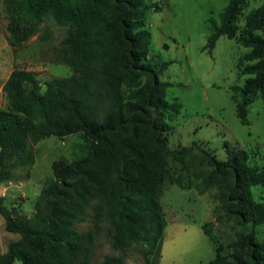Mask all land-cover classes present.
Returning <instances> with one entry per match:
<instances>
[{"label": "trees", "instance_id": "obj_1", "mask_svg": "<svg viewBox=\"0 0 264 264\" xmlns=\"http://www.w3.org/2000/svg\"><path fill=\"white\" fill-rule=\"evenodd\" d=\"M9 17L8 41L16 49L39 29L45 17L67 28L54 49V61L73 70L70 77H53L43 90L35 72L18 66L3 87L6 108H0V184L30 177L35 147L45 138L64 139L81 133L85 154L53 163V178L44 186L31 216L4 205L5 229L18 234L0 256V264H92L95 243L107 231L118 256L102 264H124L136 249L147 264L160 262L168 225L161 197L175 164L181 188L199 194L216 189V222L240 227L236 240L207 264H264V242L256 228L264 225V202L252 188H264V166L252 164L250 151L224 143L226 160L194 142L170 149L169 120L182 104L168 100L173 86L162 81L163 70L148 60L152 35L146 28L147 11L163 8L147 0H5ZM246 0H230L211 19L206 49L212 53L220 37L238 39L249 49L243 56V85L232 87L237 117L249 125L252 103L264 101V0L239 26ZM197 152V153H196ZM187 181V184L184 183ZM93 211L92 228L79 232L76 224ZM105 225V226H104ZM214 223L203 225L212 237Z\"/></svg>", "mask_w": 264, "mask_h": 264}, {"label": "rangeland", "instance_id": "obj_2", "mask_svg": "<svg viewBox=\"0 0 264 264\" xmlns=\"http://www.w3.org/2000/svg\"><path fill=\"white\" fill-rule=\"evenodd\" d=\"M230 0H147L157 3L163 10H149L145 16L146 28L152 35L148 60L157 69L164 62L171 63L161 73V80L173 86L168 90V100H177L182 104L181 113L173 116L169 123L173 127L167 135L170 149L191 146L194 142L209 151H214L221 161L226 160L224 143L234 144L233 134H248L251 127L243 125L237 117L232 99V87L243 85L249 76H241L240 67L248 48L238 43V39L222 36L216 42L212 53L206 49L212 34L211 19L221 24L220 14ZM263 0H246V7L240 16L241 30L247 16L259 8ZM0 22L6 32L9 17L5 0H0ZM67 28L58 25L48 15L44 18L38 31L29 38L23 47L16 48L19 68L33 71L38 76L43 90L46 81L53 77H70L73 70L64 64L54 61V49L65 38ZM6 104L3 108H6ZM261 99H257L250 109V118L257 122L256 112L261 110ZM258 130H264V115L258 119ZM85 141L81 133L61 139L56 136L43 139L35 147L36 161L29 178L8 181L0 184V195L4 194V205L14 207L21 215L31 216L35 202L41 198V192L48 181L53 178L52 165L58 160H73L85 154ZM246 150L264 156V140L261 146L251 142ZM197 153V152H196ZM252 159V164H253ZM175 164L171 168V179L166 184L161 204L166 214L168 225L165 230L166 251L170 254L171 240L184 236V246L177 260L183 264H206L215 259V248L222 246L223 254H228L229 245L237 238L240 227L232 222L215 221L213 194L216 189L206 194H199L194 188H181L174 181L180 175L187 178ZM187 184V181H184ZM255 200L264 202V188L253 187ZM93 211L89 209L88 219L76 224L79 232L92 228ZM214 223L213 235L203 232V225ZM105 226V225H104ZM257 237L264 242V225L256 228ZM107 231L103 232L95 243L92 264H102L105 257H115L119 252L114 250L107 240ZM18 234L5 229V220L0 215V256L4 254L11 242L19 240ZM190 245L195 244L193 248ZM171 256V255H170ZM15 264H21L16 262ZM124 264H147L136 249L127 252ZM153 264H159L155 262Z\"/></svg>", "mask_w": 264, "mask_h": 264}, {"label": "crops", "instance_id": "obj_3", "mask_svg": "<svg viewBox=\"0 0 264 264\" xmlns=\"http://www.w3.org/2000/svg\"><path fill=\"white\" fill-rule=\"evenodd\" d=\"M19 65V61L17 58V54L15 49L10 45L6 32L3 29V26L0 22V108H3L5 103H7L6 98L3 94V87L10 78L12 72L14 69ZM256 101V100H255ZM255 101L252 103V105L255 103ZM263 104H261V110L256 112V120L257 122L255 125L253 122L255 120H252L249 117V129L248 134H242L241 136L238 134H233V140L234 144L240 148L246 149V147L251 144V142H254L256 146H261V138L264 140V130H258V119L261 118V116L264 115V101L261 100ZM252 105L250 106V109L252 110ZM7 106V104H6ZM250 114V111H249ZM260 123V122H259ZM252 154V152H251ZM253 164L258 166H264V156L260 153L259 150H257V153L252 154ZM0 197H4V194L0 195ZM33 214V213H32ZM184 236L181 237H175L174 240H171L170 244V254L167 253L166 249V239L164 238L162 252H161V259L159 264H183L182 261L177 260L182 250H187L186 246H184ZM189 246L193 248L195 244H192ZM171 255V256H170ZM207 264V263H206Z\"/></svg>", "mask_w": 264, "mask_h": 264}]
</instances>
